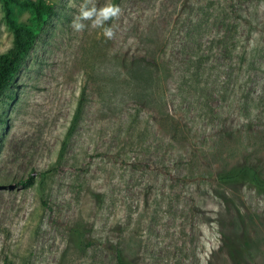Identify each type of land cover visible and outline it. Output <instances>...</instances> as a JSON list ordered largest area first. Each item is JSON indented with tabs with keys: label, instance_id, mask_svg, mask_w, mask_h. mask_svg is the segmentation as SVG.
<instances>
[{
	"label": "rangeland",
	"instance_id": "obj_1",
	"mask_svg": "<svg viewBox=\"0 0 264 264\" xmlns=\"http://www.w3.org/2000/svg\"><path fill=\"white\" fill-rule=\"evenodd\" d=\"M45 1L54 12L0 99V264H115L114 245L132 264H264V195L217 179L253 155L264 99L259 118H246L240 72L228 94L209 97L213 111L199 88L185 92L188 100L175 96L177 77L194 67L191 19L207 17L192 6L206 0H91L121 7L106 25L112 39L70 27L84 0ZM13 11L30 22L27 9ZM12 41L0 2V53ZM134 58L176 74L133 82L126 66ZM212 67L201 70L214 88L227 67ZM245 86L257 99L256 86ZM161 92L181 124L178 138L160 124Z\"/></svg>",
	"mask_w": 264,
	"mask_h": 264
},
{
	"label": "trees",
	"instance_id": "obj_2",
	"mask_svg": "<svg viewBox=\"0 0 264 264\" xmlns=\"http://www.w3.org/2000/svg\"><path fill=\"white\" fill-rule=\"evenodd\" d=\"M0 2L6 22L13 33L11 47L0 53L1 99L12 85L25 58L46 24L47 18L53 14L54 4L45 0H0ZM262 3L264 0H206L205 5L193 4L191 14L202 13L207 17L204 20L197 16L191 19L187 34L192 53L187 60H191L190 63L194 67H188L187 72L179 77L176 76L178 83L176 98L178 97L183 101L188 100L191 94L185 92L189 88L195 90L199 88V96H203L204 100L207 101L204 108L213 111L214 107L208 105L209 97L215 94H220L223 97L228 94L227 86H229V81L232 82L231 76L233 74L235 82L240 79L237 88L240 92V98H244L240 104V110L244 114H248L246 115L248 119L251 118L252 114L251 120L259 118L258 109L264 99V6L261 5ZM14 7L27 9L30 12V22H18L13 16ZM205 36H207L206 40ZM202 43L206 44L204 49L201 47ZM207 63L212 64V68L216 66L218 68L220 66L227 67V71L223 70L224 76L221 79H218V76L212 80L214 88L209 86L211 83L209 73L205 78L202 77L206 71L204 68L201 70V67ZM156 64V59L144 61V59L134 58L128 61L126 73L133 82L142 77L146 81H151L153 78L156 79L157 75L159 82L166 83L169 78L175 76L176 72L167 69L165 66L161 71H156L154 69ZM137 67L141 68V73L137 71ZM253 69L260 70L261 74L253 72ZM188 72L189 75H185ZM239 72L241 77L238 79ZM217 81L219 84L215 85L214 83ZM250 83L256 86V89L252 87V90L253 93L257 94V99L249 98L252 91H249L245 85ZM159 98L164 107L163 111H159L160 124L162 127L166 125L171 128L166 132L170 133L172 138L175 136L178 138L182 135L181 124L176 121L172 109L166 107L165 93L161 92ZM145 100L147 101L143 98L137 99L136 105L143 106L146 104ZM254 143L253 155L248 154L243 162L225 167V169L217 172V179L225 185L248 184L258 193L264 195V133L259 132ZM54 173L55 168L52 167L42 172L41 177L45 179ZM111 253L115 264H132L123 256L119 246L111 247ZM234 262L240 264L238 260Z\"/></svg>",
	"mask_w": 264,
	"mask_h": 264
},
{
	"label": "clouds",
	"instance_id": "obj_3",
	"mask_svg": "<svg viewBox=\"0 0 264 264\" xmlns=\"http://www.w3.org/2000/svg\"><path fill=\"white\" fill-rule=\"evenodd\" d=\"M122 14L119 5L106 3L102 7H97L91 0H84L76 15L71 21L70 27L77 33L85 31L86 27L92 29H102V34L106 39L114 37V31L109 25L110 21L118 20ZM90 22V23H85Z\"/></svg>",
	"mask_w": 264,
	"mask_h": 264
}]
</instances>
